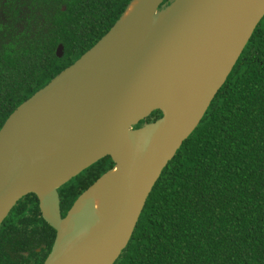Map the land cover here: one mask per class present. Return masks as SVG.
Wrapping results in <instances>:
<instances>
[{
  "label": "water",
  "instance_id": "water-1",
  "mask_svg": "<svg viewBox=\"0 0 264 264\" xmlns=\"http://www.w3.org/2000/svg\"><path fill=\"white\" fill-rule=\"evenodd\" d=\"M131 0L129 4L132 2ZM144 0L130 28L137 36L108 68L82 63L114 25L73 63L18 104L0 127V223L24 195L35 193L55 238L42 264H113L127 245L154 183L199 124L255 27L264 0ZM62 45L56 54L62 55ZM68 95L95 105L84 152L27 180L30 117L52 98ZM160 110L154 121L143 122ZM109 155L104 171L60 213L57 189ZM115 167L103 215L93 194Z\"/></svg>",
  "mask_w": 264,
  "mask_h": 264
},
{
  "label": "trees",
  "instance_id": "trees-1",
  "mask_svg": "<svg viewBox=\"0 0 264 264\" xmlns=\"http://www.w3.org/2000/svg\"><path fill=\"white\" fill-rule=\"evenodd\" d=\"M130 1L29 0L21 31L0 21V127L94 45ZM14 2L0 7L14 16ZM161 114L154 110L134 127ZM113 164L105 157L61 185V215ZM54 238L37 195L28 193L0 225V264H42ZM113 264H264V16L199 124L162 169Z\"/></svg>",
  "mask_w": 264,
  "mask_h": 264
},
{
  "label": "bare ground",
  "instance_id": "bare-ground-1",
  "mask_svg": "<svg viewBox=\"0 0 264 264\" xmlns=\"http://www.w3.org/2000/svg\"><path fill=\"white\" fill-rule=\"evenodd\" d=\"M143 2L133 0L110 33L82 59V63L100 68L117 63L137 39L130 25ZM95 107L92 102H77L68 95H61L50 99L30 117L26 147L33 158V165L26 174L27 180L48 173L84 152L95 120ZM114 174L115 167L103 175L94 191L93 208L98 217L104 213Z\"/></svg>",
  "mask_w": 264,
  "mask_h": 264
},
{
  "label": "flooded vegetation",
  "instance_id": "flooded-vegetation-1",
  "mask_svg": "<svg viewBox=\"0 0 264 264\" xmlns=\"http://www.w3.org/2000/svg\"><path fill=\"white\" fill-rule=\"evenodd\" d=\"M4 1L5 0H0V5H2L3 3H4ZM15 2L16 3H18V6H16V14H14V16H11V14H10V11H9V8H6L5 9V7H4V9H2V7H0V19H2V23L3 22H9V23H13V25L15 26V28L17 29L16 31H21L22 29H23V24L25 23V19L24 18H26V16L28 15V12H29V10L30 9H28L29 7H28V3H29V0H15ZM14 2V3H15ZM13 18H15V22H13ZM4 24V23H3ZM147 122H149V121H147ZM105 157H110V156H108V155H106V156H104V157H102V158H100L99 160H97L95 163H97V162H99L100 160H102L103 158H105ZM94 164V163H93ZM92 164V165H93ZM106 171V170H105ZM109 171V170H108ZM103 173V172H102ZM101 173V174H102ZM100 174V175H101ZM99 175V176H100ZM98 176V177H99ZM97 177V178H98ZM96 178V179H97ZM38 203H39V200H38ZM16 204V203H15ZM14 204V205H15ZM13 205V206H14ZM12 206V207H13ZM12 207H11V209H12ZM10 209V210H11ZM10 210H9V212H10ZM9 212L6 214V216L9 214ZM5 216V217H6ZM5 217L3 218V220L5 219ZM2 220V221H3ZM2 223V222H1ZM1 223H0V225H1ZM25 254H26V252H25Z\"/></svg>",
  "mask_w": 264,
  "mask_h": 264
},
{
  "label": "rangeland",
  "instance_id": "rangeland-1",
  "mask_svg": "<svg viewBox=\"0 0 264 264\" xmlns=\"http://www.w3.org/2000/svg\"><path fill=\"white\" fill-rule=\"evenodd\" d=\"M168 1H170V0H165V2H164V6L166 5V4H168ZM0 21H2V19H0ZM109 156V155H108ZM57 192H58V189H57ZM59 194V193H58ZM59 201H60V199H59Z\"/></svg>",
  "mask_w": 264,
  "mask_h": 264
}]
</instances>
